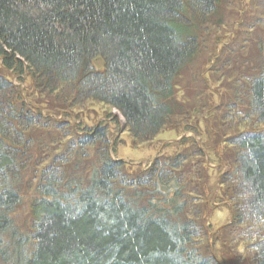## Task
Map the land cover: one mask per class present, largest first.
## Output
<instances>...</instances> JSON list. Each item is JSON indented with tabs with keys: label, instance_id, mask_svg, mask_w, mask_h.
<instances>
[{
	"label": "trees",
	"instance_id": "1",
	"mask_svg": "<svg viewBox=\"0 0 264 264\" xmlns=\"http://www.w3.org/2000/svg\"><path fill=\"white\" fill-rule=\"evenodd\" d=\"M223 3L0 0V264H264V128L248 129L264 126V18H255L254 62L231 75L233 101L213 116L218 134L235 132L218 158L229 169L215 199L231 220L216 234L219 170L204 162L205 146L186 138L132 169L110 157L107 126L65 111L116 110L134 142L179 113L174 127L184 123L204 91L202 73H185L225 21ZM179 88L193 105L177 101ZM52 135L58 147L45 154ZM31 192L30 222L18 226Z\"/></svg>",
	"mask_w": 264,
	"mask_h": 264
},
{
	"label": "rangeland",
	"instance_id": "2",
	"mask_svg": "<svg viewBox=\"0 0 264 264\" xmlns=\"http://www.w3.org/2000/svg\"><path fill=\"white\" fill-rule=\"evenodd\" d=\"M223 3V11L225 13V21L222 25L217 26L213 30L214 34H211V42L207 39L206 46L200 50L199 55L193 61L189 67L188 73H185V77H194L197 73H202L199 77L198 83H201L203 91L202 108L199 109L198 113L193 112L194 110L189 109L193 114L184 122L180 123L179 126L176 119L182 115L181 113L175 115L167 127L159 135L146 139V141L134 140L129 135L128 130L125 128L124 118L116 110L107 108L106 106L93 102L87 104L80 110V107H74L73 109L65 110L68 113H72L77 116V120L81 119L83 124L88 127H94L95 125H105L109 128V137L111 138L109 154L115 160L125 162L129 168H147L157 156L161 153L169 154L174 151L175 147L180 144L184 139H192L197 145L205 146L203 148L205 157L204 162L210 169H218L214 173L213 185L216 189L215 194L211 197V202L218 208V211L212 214V224L215 228V233L223 229L226 223L230 222L231 215L228 209H225V203L215 200L217 198L218 190H220V180L224 171L229 169L227 166L219 164L218 158L226 156L227 150V137L233 135L235 132H229L227 128L222 133L218 130L216 132L217 125L214 124V118L216 111L223 109L224 105L229 104L233 101L232 94L234 93V81L231 82L229 79L231 75L238 73V70L243 66L245 68L250 67V63L254 62L255 48L254 43L258 36V33H264V22L259 23V28L254 30L253 27L258 24L255 20L257 17L264 18V0H225ZM249 19L252 24L246 23ZM261 24V25H260ZM208 36V35H207ZM217 39V41L215 40ZM212 54H214L212 56ZM217 60H220L217 62ZM229 64V65H228ZM94 67L100 70L103 67L98 65L94 61ZM227 67V68H226ZM226 68L225 73L223 70ZM6 76L4 72H0ZM186 78L184 79V85H186ZM194 81V80H192ZM13 83L19 86V89L24 91L26 88L25 84H20L17 79H13ZM199 86V88H200ZM197 87V86H196ZM193 88V86H192ZM177 101L185 105L189 102L190 93L192 91H185L179 88ZM24 93V92H23ZM206 99L212 100V109L205 107ZM38 99H36V102ZM31 101H35L34 96ZM194 100L190 99V104L193 105ZM187 112H185L186 114ZM221 113V112H220ZM188 114V115H189ZM64 115V114H63ZM58 119H61L57 117ZM113 121H117V126L113 124ZM188 123L192 128L197 129L192 131H183V125ZM79 124V122H78ZM181 128V129H179ZM223 129V125L219 127ZM248 128V127H246ZM264 126H254L248 128L250 130H261ZM216 132V133H215ZM229 134V135H228ZM56 136L52 135L45 141L46 148L44 149L45 154H50L49 150H56L58 145L56 144ZM227 149V150H226ZM226 150V151H225ZM55 151H53L54 154ZM52 154V155H53ZM51 155V156H52ZM93 155L90 160L93 159ZM214 159V161H213ZM216 161V162H215ZM34 192L29 193L28 200L23 202L18 210L15 212L16 224L18 226H24L25 222H30V202ZM218 228V229H217ZM216 249V247H215ZM228 250L225 249V252Z\"/></svg>",
	"mask_w": 264,
	"mask_h": 264
}]
</instances>
